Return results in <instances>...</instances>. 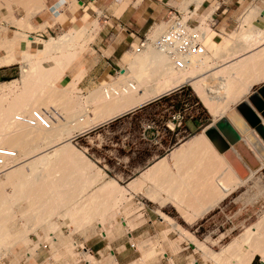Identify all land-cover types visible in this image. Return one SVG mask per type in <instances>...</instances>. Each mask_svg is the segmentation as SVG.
Returning <instances> with one entry per match:
<instances>
[{"label": "bare ground", "instance_id": "bare-ground-1", "mask_svg": "<svg viewBox=\"0 0 264 264\" xmlns=\"http://www.w3.org/2000/svg\"><path fill=\"white\" fill-rule=\"evenodd\" d=\"M203 2H204V0H192L190 3L187 2L186 6H185V9H188V11L184 12L185 15L183 16V19H184V17H186L185 18L186 21L184 22V20H183L181 22L180 26H185V27L187 26L188 19H190L189 16H191V18L194 17V16H196V17L199 16L196 12H200V7L202 6ZM28 4H32L33 5V7H32L33 11L36 10L35 11L36 14L38 13L37 12L38 10L40 12V10L47 8L45 3H43L41 0H8V1L3 0V2H2V0H0V11H1V9H5L6 12L8 13V15H9V17L12 18L11 14H13V10H14L13 7L23 6L25 8L26 6H28ZM81 4H83V5H80L81 9H84L83 10L84 11L83 19H84L85 23H87L89 21V19H90V16H91L89 11L92 8L90 9V7L86 6L84 4V2H81ZM193 4H195L196 9L194 8ZM126 6H127V4H126ZM191 6H193V7H191ZM210 7L211 8H209V12L204 17L200 18L201 26H200L199 29H200V31L202 33V39H201L202 41H203L204 38H207V36H209V34L211 32H213V33H211L212 40H213V37L216 35L214 30L211 28V25L209 24V22L210 21H215L213 16L217 12V10L219 9V4L217 2H212ZM119 9H121V11L124 10L125 9L124 5H122L121 8H119ZM36 14H34L33 16H35ZM29 15L31 17V14H29ZM249 17H251V18H262V17H260V14H258L257 12L251 13L249 15ZM249 20H250V18H249ZM256 21H257V19H256ZM27 23H29V22H27ZM27 23L24 24V26L26 25L24 27V30H25L26 27L29 26V25L27 26ZM172 23L169 22V25L172 24ZM91 24H93V22H90L88 27H90ZM44 25L45 24H43V26H42L43 28H45ZM93 25H96V23H94ZM244 25H247V24H244ZM88 27L87 26L83 27L82 31H80L78 34H74V33L66 34L65 36H63V38H59L55 42H50L49 43V41H48V43H46V41H45V42L38 43L39 44V46H38L39 47V53L40 54L42 53L44 56H49V55H51V53H54V51H56V50L59 52L60 49H61V52L63 51V53H60L61 55L64 54V53L65 54L67 53L64 57L63 56H59L58 58L60 60H55V59H58V58H55L54 60L52 59V62H53L54 66L50 70H44V69H42V67H41V65L39 63H36V62H41L42 60L35 62L34 58H36V55H31V54H28V53H24V54L20 55L21 56L20 57V59H21L20 62H23V61L25 62V63L22 64V72H21V75H22L21 82L23 81L22 83H24V85L22 84V86L24 88H23V90H21L22 91L21 93H18V95L16 94V96H17L16 98L14 96L13 101L11 100L12 102H8L10 100L5 101L6 103H8V104H6L7 108H6V105L4 104L5 102L1 103V101H4V100H2V98H0L1 99V101H0V103H1L0 104V132H1V134L4 133V134L0 135V159H1L0 160V164H3V169H2V165L0 167V216L2 215L0 220L2 218L4 219V220L0 221V251H3V253H1L3 255L2 257L6 256V255H10L8 251H10V249L11 250L13 249V248H10V247H13V246L16 247V245H17L16 243L14 244V243H11V242L13 240H16L17 236L20 238V234L22 235V232L20 233V231H19L20 234H18L17 236L13 237L15 239H13L12 236H11V238H12L11 239L10 235L8 234L9 232L11 233V231L8 232V229L10 228V226L8 228V225H9L8 223L12 222V218H15V217H13V216H15L14 214H13V216L11 215V211L12 210L9 207L10 205L8 206V204H10V203H14L15 205L16 204L18 205L19 202L21 203V201H23V200L24 201H26V200L28 201V199H30L28 201L27 205L29 204L28 206L31 209V211L35 212L37 214V216H38V214L39 215L43 214V215L40 216L39 219L38 218H34V220L37 221V223H39L42 220L41 223L38 224V226L42 224L41 227L43 226V224L45 222V221L43 222V219H46V218L49 219L50 218V217L48 218L46 213L47 214L51 213L52 214L51 216H53V212L55 213V210L58 207L65 208V211L61 210L60 208H58L57 210H59V209L61 210V212L64 214V216L62 215V217H64L63 219H65V222L68 225H70V227H72V229L75 228V227L77 228V226L78 227L82 226V227H86V228L88 227L89 228L93 223H95V221H99V219H100V221H101V219L103 220L106 217V215H107L106 213L108 212V210L109 211L112 210L113 204H115L114 201H113V203L110 201L111 198L109 199L108 196H110V197H112V199H114L113 195H117V196L119 195L122 198V194L124 193V195H125V192H123L122 191L123 189L120 188L119 186H117V184L114 183L113 181L104 182V180L106 178L105 177L106 174H104L103 171H98L96 173L93 172L91 174L92 177H90V178H92L93 181L92 182H86V183L87 184L90 183V184H88L89 186L90 185L91 186L92 185H99L97 183L99 181L103 180V179H104L103 180L104 183H102L103 184L102 186L100 185L101 187H99L98 191H97V189L95 190V192H96L95 194H93V195L89 194L90 196L87 197L85 199V201H82V203H85V204H82L80 206L79 203H77L76 198H74V197L77 196L78 192H76V194H74L75 192L72 191V190L76 189L77 191H80L81 193H82V191L80 189L78 190L77 188H73V189L71 188L72 185H73L72 180L76 181L78 179H80V180L87 179V177H89V176H87V177L84 176L82 174L84 172V170L82 172V169H83V167H86L85 169L87 170L91 166H90L89 162L86 159H84V158L81 159L80 156L78 155V153L73 151L72 145H71V141H72L71 139L73 137H76V135L82 134V132L86 131V129L91 127V126L99 125L100 123H103V121H106V120L110 119L113 116L116 117V115L121 114V113H123L125 111L133 110V108H135V107H137L139 105H142V104H144V103H146V102H148V101H150V100H152V99H154L156 97H159L160 95H162L164 93H167V92L175 89L176 87L184 84L188 80L192 79L194 76L195 77L198 76V74H199L198 73V71H199L198 65L200 63H202L203 61H205V59L202 57L203 55H200L202 58H200L201 62L198 63L197 54H196V53L203 52L204 49H205V43L202 42V41H201L200 51H197L195 53L196 55L194 54L196 58L193 56V54L191 56L189 55L187 57H182L181 54L176 52L175 48L165 49V47H163V49H161L160 47L156 46L157 45L156 41L159 38H156L154 43H147V44L142 45L139 49L135 46L137 48V51L135 53H133V54L127 53V54H124L125 56H123V62H125V66L123 68H121L122 70L120 71V77L117 78L118 81L113 82L112 85L106 86L103 89H100V90L98 89V90H95V91L90 93L91 94L90 95V100H88V101L86 100L88 103H90V105L91 104L94 105L93 103H91V102H93L92 100H95L96 102L98 100V102L96 104L97 107L95 109H91V110H93L92 111L93 114H92L91 111H88V110L85 111V109H84V111H82L83 110L82 108L79 109L78 106L80 104H82V103L79 100L81 97H79L78 92L74 93V91H73V93L75 95L74 94L73 95H68L70 93L69 89L71 90L72 87L74 89H76L73 86L74 83L71 85L72 87L70 86L71 88L68 87L71 84V82H73V81H70L69 83H67L68 86L63 87L65 90H63L62 88L59 89V87L55 86L56 83L58 82V80L61 78V75L64 74V73H62L64 70H65L64 71L65 73H66V71H68V73L70 74V76L73 79H77L79 77L78 76L79 73L78 74L73 73L72 68H73L74 63H75L76 59L78 58V56H80V54L83 53V51L85 49L83 51H81L80 54H76L75 56L73 55V51H75V48H77L76 45L79 47V45H78L79 38L78 37H81L80 36L81 34H87L86 31H87ZM164 27H166V26H164ZM164 27L159 30L160 31L159 34L163 35V33H165L167 31L166 30L165 32H163L165 30ZM176 28H178V27H175V29ZM26 29H28V28H26ZM242 29H244V27ZM247 29L248 28H246V30ZM36 30H38V29H36ZM39 30L42 31L41 29H39ZM40 31H38V32H40ZM249 31L251 32V30H249ZM258 32H261V31H258ZM96 33H98V31ZM234 34H237V33H234ZM238 35L241 36L240 32L238 33ZM248 35H246V36H248ZM260 35H261V33H260ZM35 37L25 34L24 35V39H23L22 42H24V45H25V42H28L30 44L38 42V39H36ZM152 37H153V35H152ZM224 37H225V35H224ZM27 39H30V40H27ZM85 39H84V41H85ZM261 39L264 40V32L261 35ZM50 40H52V39H50ZM150 40L152 42L154 40V38L150 39ZM244 40H245V37H244ZM258 40L262 42V40H260V38ZM52 41H54V40H52ZM90 41L88 39V42H90ZM235 41H237V39ZM259 41H257V42H259ZM18 43H19L18 41L16 42L14 40H5V41H3L0 44V50H7L8 49L7 51L11 50V52H14V49L16 50V48H18L20 46ZM232 44H233V42H231L230 47H231ZM239 44H241V43H239ZM253 44H255V41H254ZM262 44H261V46H262ZM225 45L226 44H224V46ZM258 45H260V42L257 44V46ZM82 46L85 47L84 44ZM217 46H219V45H217ZM224 46L222 45L221 46L222 48H220V49L222 50ZM225 47H227V46H225ZM247 47H249V46H247ZM227 49L228 48H226V50ZM263 49H264V47H263ZM214 51L215 50H213V54L216 52V51L215 52ZM262 51L263 50H261V52L259 51V55H261L260 53H263V55H264V52H262ZM107 52H105V53H107ZM169 52H171L173 54L171 55ZM108 53H110V52H108ZM217 53H215V54H217ZM219 54H221V52ZM252 54H254V53H252ZM254 55H252V56L255 57V58H251V56L249 55L250 58L253 61V63L252 62H250V63L251 64H254V63L257 64L254 61V59L256 60V58H258L259 60L257 59L256 61H258V63H260L262 65V67H263L264 66L263 65L264 62L262 61V63H263L262 64L259 61L260 60H264V59H262V58L260 59L261 56H257L258 54L257 55L254 54ZM60 57H63V58H60ZM39 58H41V55H40ZM263 58H264V56H263ZM206 59L208 60L207 57H206ZM239 60L242 61V59H239ZM243 60L246 62V59H243ZM14 61H19V59L15 55H12L11 58H9L8 56H5V57L2 56L1 61H0V67L1 66H10V65L13 64ZM209 61H210V59H209ZM249 61L250 60H248L247 62H249ZM206 62H208V61H206ZM247 62H246V64H247L246 66H248ZM237 63H238L237 65H239V63H241V62L237 61ZM242 63H244V62H242ZM208 65H209V63H208ZM249 67H251V66H249ZM253 67H255V66L253 65ZM236 68H234V69L236 70ZM238 70L240 71V69H238ZM260 72H261V74L263 73L262 71H260ZM237 74H238V72H237ZM240 74H242V73L240 72ZM243 75H244V72H243ZM82 76H83V74H81V77H79V78H82ZM262 76H264V75H262ZM262 76H261V78L258 77L257 79L258 80L262 79L263 78ZM230 78H232V77H230ZM239 78H238V80H239ZM73 79H71V80H73ZM250 79H252V78H250ZM223 80L225 81V82H223L224 84L228 83V82H226L227 79L226 80L223 79ZM254 80H252V81H254ZM201 81L204 82L203 79ZM201 81H200V85H201ZM222 81L220 83H222ZM241 81H243V80H241ZM12 82L9 83V87H12V85H14L16 81L14 82V84ZM196 82L197 81L194 82L195 86H196L197 83L199 84V82H197V83ZM211 82L214 83L215 81L213 82V79H212ZM233 82H235V81H233ZM254 83H256V82H254ZM224 84H222L223 87L224 86L226 87V84L225 85ZM215 85H216L215 88L217 89V83ZM15 86H16V84H15ZM220 86H221V84H219V87ZM4 87L5 88L7 87L6 84L4 85ZM13 88H14V86H13ZM52 89H54V90H52ZM194 89L199 90V92L201 90H205V89H202V88L198 89V88H195V87H194ZM222 89H225V88H222ZM216 91H218V90H216ZM216 91H214V93ZM7 92H10V91H7ZM12 92H13V90H12ZM75 92H76V90H75ZM11 93L9 94L10 96H11ZM218 94H219V92H218ZM220 94H222V93H220ZM4 96H5V94H4ZM7 96H8V94H7ZM0 97H2V96H0ZM62 97H63V99H62ZM236 97H237V95H236ZM7 98H9V97H7ZM7 98H5V99H7ZM65 98H67V101H66ZM218 98H221V97H219V95H218L217 99ZM224 101H226V100H224ZM218 103H219V101H218ZM51 105H53V107H51ZM42 106H44L45 109L41 108ZM86 106H88V104ZM216 112H217V110H216ZM214 113H215V111H214ZM38 117L42 118L44 123L40 122L38 120ZM193 140H192L191 143L188 142L189 144L183 145L178 150H176L172 154V156H171L172 158L171 159H175L178 156L182 157V156L187 155L189 153H190V155H192L191 152L193 151V149L196 146L197 147L200 146V149L204 147V146H202V144H205V139H204L203 135H200L196 140L195 139H193ZM45 143H46L45 147L43 146L45 149H42L41 146H42V144H45ZM263 143H264V141H263ZM204 148H206V147H204ZM41 149H42V151H41ZM196 149L199 150V148H196ZM209 152H210V150H209ZM11 153L15 154V157L13 156L14 158L10 156ZM195 153H197V152H195ZM211 153H210V155H211ZM74 156L76 158L79 157L78 162H77V159L75 160ZM22 157L25 158V160L23 159L24 161L23 160L21 161ZM210 161H208V162H210ZM8 163L12 164V165L10 166V168L6 169V167L9 165ZM76 164H77V166H76ZM51 165L55 166V167H59V168H52V167L50 168ZM78 165L79 166L82 165V167H81L82 169L81 170L78 168ZM205 167H207V166H205ZM208 167H211V166H208ZM224 167H225V169H224L225 173L230 176V179H228L229 177L227 178L226 175H225V178H223L224 176L223 177H222V175L220 176L219 175L220 173H219V174H217V176H214L215 180L213 182L214 178H212L211 177L212 175L209 173L208 176L211 175L210 176L212 178L211 182H213V185L212 184L211 185L213 187H215L214 184H216L218 189H217L215 194L213 193L214 195H212L209 200L207 199L208 201H206V200L202 201V203L206 202L205 206L202 205V206H204L203 209L202 208L200 209L197 206L196 207L194 206V208H196V210L199 209L197 211L199 214H202L203 211H207V210L211 209L212 207H214L219 201H221L222 199L226 198L229 194L234 192L238 188V186H240V184H243V183L246 182V181H240V180L236 179L234 173L227 167L226 164L224 165ZM24 168H29L30 169V173L26 174L25 171H24ZM155 168H157V167H155ZM208 169H210V168H208ZM79 170H80V175H79ZM184 172L185 171H183L182 173H184ZM54 173L58 174V178H56L55 180L51 179L52 175L53 176L55 175ZM148 173H151V175H152V173H154V171L153 172L149 171ZM148 173H146L147 176H148ZM182 173L181 174L179 173L181 176H179V174L177 173L178 175H175V177H177L178 180L184 182V184L186 185L187 184L186 178H188V183H189L191 177H189L190 175L188 176L187 174H182ZM82 175H83V177H85V179L82 177ZM151 175H149L148 179L151 177ZM201 175L202 176L200 178V177H198V174H197V178L198 179L200 178V181H199L200 184H201V182H206L207 179L209 178V177H207V174H205V173H202ZM159 177H158V179H159ZM202 177H203V179H202ZM146 179H147V177H146ZM68 180L72 184H69ZM87 180H85V181H87ZM78 182H79V180L76 182V184ZM80 182H79L80 185H81V183H82V185L86 184V183H83V181L81 183ZM194 183H196V182L194 181ZM74 184H75V182H74ZM140 184L139 185L142 187V181H141ZM162 184H164V183H162ZM202 184H204V183H202ZM202 184H201V186L199 184L198 185L196 184L197 186H194L196 190H194V188L190 187L191 185L189 186V184H188L187 187H184V191L183 192L180 191V188L182 189V186H184V185L183 184L181 186L178 185L179 188H177V191H179L180 194H183V195H181V197L183 196V199H186L189 196V198H191V197L193 199L197 198L198 201L200 199L204 200V198H202V194L200 196L201 198H198L199 194L201 193V189H203V188H200V187H203ZM67 185H68V187H67ZM69 185H71V186H69ZM86 185H84L85 188H86ZM130 185L131 184H129V186ZM132 185H134V184L132 183ZM205 185H206V183H205ZM89 186H87V187H89ZM6 187L11 188V190H12V193H10V196H8V194L6 195V193L4 191V189ZM132 187L133 186H131L130 189H132V191H134ZM135 187H139V186H135ZM204 187H208V186H204ZM175 189H173V191ZM135 190H136V188H135ZM156 190H158V189H156ZM187 190H189V193H187L188 192ZM213 190H212V192H213ZM164 192H165V190H164ZM203 192H204V190H203ZM126 193H127V191H126ZM208 193L211 194L210 191ZM180 194L176 195L177 199L175 197L174 198L176 200H178V199L181 200V197L179 196ZM17 196H19L20 199L17 198ZM205 196H207V195H205ZM178 197H180V198H178ZM209 197H210V195H209ZM189 198H188V200H189ZM197 199H195V200H197ZM116 200H118V199H116ZM164 201H162V202H164ZM198 201H197V203H198ZM26 202H24V203H26ZM194 202H196V201H194ZM116 203L118 204L117 201H116ZM182 203H180V206H181ZM192 203H193V201H192ZM202 203H200V204H202ZM121 204H122V202H121ZM183 204H185V203H183ZM139 205L141 206V207H138L139 210L143 209V205L142 204H139ZM195 205H197V204H195ZM184 206H181V207H184ZM19 207H20V209L22 208L21 205ZM181 207H179V208H181ZM187 207H188V205H187ZM194 208H192V209L188 208V209L189 210H193ZM68 209H70V210H68ZM24 210L26 212L27 209L24 208ZM28 211L30 212V210H27V214H26L27 216H28ZM136 212H138V210ZM193 212H196L195 209H194ZM4 213H6L7 216H4L5 215ZM31 213H29V214L32 215ZM24 215L22 214V217ZM57 215H60V213L57 214ZM35 216L36 215L34 214L33 217H35ZM45 216H46V218H45ZM54 216H55V214H54ZM142 216L143 215H140V218ZM160 216L161 217H159V220L161 221V223H164V225H167V227L169 228V231H175V232L180 234L181 240H179V243L182 240L190 241L191 244L193 243L197 247V249H201L202 250V252L204 253V256H206L208 259L209 258L212 259L213 261H215L218 264L222 263V261L224 263L226 261L227 264H250L256 254L260 255V258L263 259L262 262L264 264V216L261 218V221H259V223H256L255 226L250 228L248 231H246L245 234H243L242 236H240L237 239H235L234 242L232 244H230L219 255L218 254L217 255L213 254L208 249V247H206L203 243H200L199 241H197V239L192 234H190L188 231H186L183 227H181L178 224H176V222L173 219H171L168 216H165L163 214L161 215V213H160ZM33 217L31 216V220L33 219ZM41 217H43V219ZM28 218L30 219V217H28ZM28 218H27V220H28ZM31 220H29V221H31ZM142 222H143V220H142ZM50 223H52V222L50 221L49 225H50ZM102 223H103V221H102ZM122 223H125L126 226L124 227V225H122V227L124 229H126V230L127 229L129 230L130 228L133 227V224H131V222H128L127 219L125 220V222H122ZM45 224L47 225L46 226L47 228L50 227L46 222H45ZM44 226H43V228H44ZM6 229H7V231H6ZM23 229H26V228H23ZM27 229H29V228H27ZM24 231H26V230H24ZM166 232H168V230ZM26 233H27V231H26ZM26 233H24L23 235H25ZM59 233H60V231H59ZM27 234H26V236H24V238L27 237ZM167 234H169V233H167ZM167 234H164L163 236L165 237V235L167 236ZM59 235L61 236V234H59ZM8 237L11 240L7 239ZM45 237H46V235H45ZM55 237H53L52 241H54ZM57 238L55 239L56 241H57ZM63 238H60L61 245L65 244V240ZM9 240H10V242H9ZM17 240H18V242H17ZM17 240H16L17 243H21L20 246L23 247L24 244L26 245V243L22 244V242L25 239H23L22 241L19 240V239H17ZM167 240H169V239H167ZM19 241H21V242H19ZM56 241L53 242V244L55 243L54 245L57 248L61 247V245L57 244ZM6 242H8V244L11 245V246L8 247V248L5 246L6 247V249H5V247H3V246L6 244ZM27 242H29V241H27ZM3 243H4V245H2ZM177 243L178 242L170 243V246L169 245H167V246H169L172 249V251H174V252L177 251L178 252L179 251V246H178L179 243L178 244ZM8 244H6V245L8 246ZM12 244H14V245H12ZM29 244H32V243L30 242ZM70 244H72V245H70ZM70 244L67 245L68 248H70V246L73 247V243H70ZM36 245L39 246L38 244H36ZM58 245H59V247H58ZM57 248H56V251H60L59 250L60 248L59 249H57ZM64 248L65 247L63 246V249ZM141 249H144V248H141ZM247 249L249 250L248 252L246 251ZM13 250H15V248ZM243 251H245V252H243ZM57 254H58V252H57ZM59 254H61V253H59ZM87 254L88 253H86V255ZM164 254H166V253H164ZM30 255H32V254H30ZM110 255L112 256L111 253H110ZM33 257L34 256H32V258ZM145 257H148V255H145ZM28 258L30 259V257H28ZM87 259H88V262L90 264H95L94 263L95 261L92 258V256H90V255L87 256ZM143 259H145V258H143ZM143 259H142V261H144ZM146 259H148V258H146ZM146 259H145V261H146ZM17 263H18V261H17ZM12 264H16V263H14V260H13ZM192 264H193V262H192Z\"/></svg>", "mask_w": 264, "mask_h": 264}, {"label": "crops", "instance_id": "crops-1", "mask_svg": "<svg viewBox=\"0 0 264 264\" xmlns=\"http://www.w3.org/2000/svg\"><path fill=\"white\" fill-rule=\"evenodd\" d=\"M183 1L184 0H101V4H102L101 7L104 9V11L106 13H108V15H110L115 20V22H117L116 28L118 30V33L114 37V43L115 44H113L114 46H112L113 51H112L111 55L109 56V58L111 56L113 57L116 54L122 52L121 46H122L123 42L124 43L131 42L132 40H134L136 38L146 36L147 33L149 32L150 28H152V26H154V25L164 24V23H165V25H168L169 22H171L169 20V12H171V10H176V11L180 12L179 8H175L174 5L179 6ZM124 2H127V6L125 7L124 10H122L120 12L119 11L120 5L123 4ZM242 2H244V0H226L225 1V6L227 5L228 7L227 6L224 7L226 9H224L225 12L222 14L223 17L221 18V20H219V19L216 20V25L213 28L214 32L216 33L215 37H213V40H212L211 33H213V32H211L209 34V36H207L208 39L207 38L203 39L202 42L205 43V49L203 52L205 54L203 52L196 53L198 63L201 62L200 58L203 57L205 59V61L202 62L203 64L200 63L202 66L200 64L198 65V67H199V71H198L199 74L197 73L198 76H196V77L194 76L192 79L188 80L184 84L176 87L175 89H177V88L178 89L173 93L167 94V93H169L175 89L160 95L159 97L167 94L161 98L156 97V98L144 103V105L142 104V105H139V106L133 108V110L125 111L121 114H118L119 116L116 115V117L113 116L110 119L103 121V123H100L99 125L91 126V127L87 128L86 131L82 132V134H80V135L86 136L88 143H91L92 141H94V143H96V144H93V145H95L99 148H102V151H100V153H99V158L96 157L94 159L97 163L101 162V163H105L106 165L103 166L104 167L103 169L97 167L95 169L94 173H96L98 171H103V173L106 174L105 180L103 179L104 182L113 181L114 183L117 184V186H119L120 188L123 189L122 190L123 192H125V195H124V193L122 194V198L119 195L118 196L113 195L114 199H112V197L108 196L109 199L111 198L110 201L112 203H113V201L115 202V204H116V205L114 204L115 207L117 206L116 201L118 202L119 207H121L122 206L121 202L128 204V202L131 201L133 198L134 199L140 198V199L144 200L146 203L149 202L153 206H155V208H156L155 212H152V214L149 215L150 216L149 221L144 226V230H143L142 234H144L145 236H153V235L156 236V235H161L162 233H163V235L169 233V232H166L164 230H161L162 226L158 223L156 224L155 221H153V219H152V216H156V215H158V219H159V217H161L160 213H161V215L163 214V215L168 216L169 218L173 219L176 222V224H178L179 226L184 228V226L178 220L169 216L168 214H166L163 211L168 206L175 208L177 210V213L179 214V217L183 220V222L185 224H188V225H192V224L196 223L198 220L202 219L204 216L210 214L217 207H219V205L222 202H224L230 195H232L233 192L231 194H229L226 198L219 201L211 209H209L207 211H203L202 214H199L197 212L199 209L196 210V208H194V206L195 207L197 206L198 208L203 209L206 202H203L204 203L203 204L202 201H205V200L208 201L211 198V196L216 193V191L218 189L217 185L214 184L216 188L212 186L213 182L215 180L214 176H217V174L220 173L219 175L220 176L222 175V177L224 176L223 178H225V175H226L225 170H224L225 164L234 173L235 178L240 180V181L250 180L254 175L258 174L264 166V143L261 140L260 136L253 129H251L248 126L246 121L243 119V117L237 111V107L239 105H241L243 103H248L251 110L260 118L261 123L264 125V119L260 116V114L254 109V107L248 101L249 98L257 90H259V88L264 86V81H263L264 76H262V75H264V66L262 67V65L260 63H258V61H256L258 58H256V60L254 59V61L257 64H255V63L251 64L250 63V62L253 63L251 58L256 57L254 54H256V55L258 54L257 56H261L260 59L261 58L264 59L263 53H260L261 55H259V51L261 52V50H263L262 52H264V49H263V47H264L263 41L264 40H262L263 38L261 39V35L264 32V29L261 30V28H264V18H263L264 17V6L254 4L251 8H249V10L246 9L248 12V13L246 12L247 17L245 16L244 17L245 19L242 18L243 20L241 19L239 21V17L241 16L239 8L242 7V4H243ZM205 3H206V0L203 2L200 9L203 7V5ZM234 4H237L239 6L233 7ZM62 8L63 7L59 8V10ZM78 12H79V10H77L75 13H73V16H76V14ZM250 12L251 13L257 12L258 14H260V17H262V18H251V17H249V15L251 14ZM64 14H66V16H67L65 21L62 24L56 23L55 26H63L67 23L73 24L72 19H71L72 14L70 12H68L67 10L65 11ZM238 15H240V16L238 17ZM249 18H250V20H249ZM256 19H257V21H256ZM244 24H247V25H244ZM255 24L260 26L261 28L257 27ZM237 25H238L237 29L234 30L233 32H231L232 29H234V27H236ZM243 27H244V29H242ZM245 27L248 29L246 30ZM249 30H251V32ZM258 31H261V32H258ZM228 32H231V33H228ZM239 32H240L242 37L240 35H238ZM234 33H237V34H234ZM260 33H261V35H260ZM245 34L246 35L249 34V35L246 36ZM224 35H225V37H224ZM244 37H245V40H244ZM258 37L260 38V40H262V42L258 40L259 39ZM217 39H220L221 41L216 42ZM236 39H237V41H235ZM116 40H119L120 42H117ZM253 40L255 41V44H253L254 43ZM257 41L260 42V45H258V46H257V44L259 42H257ZM231 42H233V44L230 47ZM239 43H241V44H239ZM224 44H226L225 46H227V47H225ZM261 44H262V46H261ZM206 45H207V47H209L210 51L207 50L208 48L206 47ZM217 45H219V46H217ZM222 45L225 48L223 47V49L221 50L220 48H222L221 47ZM247 46H249V47H247ZM226 48H228V49L226 50ZM213 50L216 51V52L214 51L215 53H217L218 51L219 52L217 54H215V53L213 54ZM220 52H221V54H219ZM252 53H254V54H252ZM194 54H193V56L195 57L196 54L195 55ZM200 55H203V56L201 57ZM249 55L251 56V58ZM252 55H254L255 57H253ZM206 57L208 58V60L206 59ZM209 59H210V61H209ZM239 59H242V61ZM243 59H246V62L248 60H250L249 62H247L248 66H246L247 64ZM206 61H208V62H206ZM237 61L241 62V63L244 62V63H242V64L239 63V65H237L238 64ZM262 61L264 62V60H260L259 62L262 63ZM208 63H209V65H208ZM253 65L255 67H253ZM17 66H18V63L12 64L10 66L0 67V81L11 80L16 74V70L18 68ZM249 66H251V67H249ZM234 68H236V70ZM238 69H240V71ZM109 71H110V69H108L107 67L105 68L104 71H99V70L95 71V69H94L93 74H95V75L100 74L102 76H106L109 73ZM260 71H262L263 73L261 74ZM237 72H238V74H237ZM240 72L242 74H240ZM243 72H244V75H243ZM119 74H120V72H119ZM260 75L263 78L258 80L257 79L258 77L261 78ZM230 77H232V78H230ZM238 78H239V80H238ZM250 78H252V79H250ZM202 79L204 80V82L201 81ZM212 79H213V82L215 81L214 83L211 82ZM221 79L222 80L227 79L226 82L229 83V84L227 83L228 85L225 83L227 88L225 86L223 87L222 84H224L223 82H225V81L224 80L222 81ZM241 80H243V81H241ZM252 80H254V81H252ZM195 81L199 82V84L196 82L197 83L196 86L194 83ZM200 81H201V85H200ZM221 81H222V83H220ZM233 81H235V82H233ZM207 82L208 83L210 82V83L208 84ZM254 82H256V83H254ZM216 83H217V89L215 88ZM219 84H221L222 87L221 86L219 87ZM189 87L191 88V90L189 89ZM194 87L198 88V89L202 88L205 90H201L199 92V90L194 89ZM230 87L231 88L233 87L234 89L233 88L231 89ZM220 88L221 89L225 88V89L221 90ZM215 89L218 91H216ZM213 90L216 92L214 93ZM218 92H219V94H218ZM220 93H222V94H220ZM218 95L221 98L217 99ZM236 95H237V97H236ZM157 98H159V99H157ZM224 100H226V101H224ZM218 101H219V103H218ZM175 110H181L185 116L184 120L181 122L180 126H178V124H176V122H173L171 120L172 114H174ZM216 110H217V112H216ZM201 111L207 112L208 122L206 124H201L202 119L199 116ZM214 111H215V113H214ZM147 116H148V119H144L143 122L139 123L138 129L134 128L133 125L135 124V122L138 119H140L142 117L146 118ZM221 120L227 121L230 124V126L236 131V133L238 135H240V137L242 138L241 142H239L234 148L226 151L223 155H221L217 152L215 147L212 145V143L209 141V139L206 136V132L209 129L214 128L215 124L217 122H220ZM150 123H157L160 126L168 127V134H169L168 137L170 139L176 138L179 140L180 144L176 148H174L168 155L165 156V155L161 154L160 153L161 148H155L156 150H154V148H152L153 146L151 144L150 139L153 136V131L151 129H149L147 131H143V128L146 125H149ZM94 132H97V133H95L94 136H92V134ZM200 135L204 136L205 144H202V146H204L206 148L203 147L200 149V146H198V147L196 146L193 149V151L191 152L192 155H190V153H189V154L184 155L182 157L178 156L175 159H171L172 154L176 150H178L183 145L191 143L193 139L196 140ZM130 140H132V142ZM137 140H141V141L146 140L147 141L146 144L149 146L150 150H149V153H147V155L145 157L146 161L144 163L139 164L135 167H131V163H132L133 159L134 158L137 159V157H138L137 153H136ZM148 142H150V143H148ZM130 146L135 147V153L129 154L128 153L129 151L125 152V153H121L119 150L120 148H122V149L130 148ZM196 148H199V150H197ZM209 150H210V152H209ZM89 151H90V149H89ZM195 152H197L198 154ZM249 152L251 154H253L255 159L260 163V167L255 166V160L250 155ZM85 153L88 154V148H86ZM210 153H211V155H210ZM112 158L115 159L116 166H119L122 164H124V165L130 164V169L132 170V176L129 177V176H127L128 174L123 172V170L118 169L116 167H112L109 163L110 162L109 160H111ZM87 159H89V158L87 157ZM208 161H210V162H208ZM106 166L109 167L110 171L112 169H114L116 171L113 178L109 177L107 172L104 171V169L107 170ZM205 166H207V167H205ZM208 166H211V167H208ZM155 167H157V168H155ZM208 168H210V169H208ZM149 171H151V172L154 171V173H152V175H151V173H148ZM183 171H185V172L182 173ZM201 172L207 174V177H209L206 182H201V184L204 183V184H202L203 187H200L203 189H201V193L199 194V197L197 196L198 198H201L200 196L202 194V198H204V200L200 199L198 201L197 198H195V199H197V200H195L192 197L189 198V196L186 198L187 200L183 199V196L181 197V195H183V194H180V192L177 191V188H179V186H181L183 184L184 186H182V189L180 188V191L183 192L184 187H187V185L189 184V186L191 185L190 187H192V188H194V190H196L194 186H197L198 184L201 186V184L199 183L200 178L202 176ZM249 172H250V174H249ZM146 173H148V176L146 175ZM177 173L178 174L179 173L180 174L181 173L187 174L188 176L190 175L189 176V177H191V179L189 178L190 182L188 183V178H186L187 184L185 185L184 182L178 180L177 177H175V175H178ZM209 173L212 175V176L211 175L210 176L212 178H214L213 182H211L212 178L210 176H208ZM180 174H179V176H181ZM197 174H198V177H200L199 179L197 178ZM247 174L249 176L246 179H241V177L243 175H247ZM149 175H151V177H150L151 179L150 178L148 179ZM157 176L158 177L160 176L159 179ZM90 177H92V175ZM146 177H147V179H146ZM202 179H203V177H202ZM88 180H90V179H88ZM103 180H101L102 183H104ZM126 180H128V181H126ZM101 181H99L98 183H101ZM141 181H142V187L140 186ZM194 181L196 183H194ZM102 183L100 184L101 186L103 185ZM132 183L135 186H139V187H135L134 185H132ZM162 183H164V184H162ZM205 183H206V185H205ZM129 184H131V185L129 186ZM95 186H96V188L101 187L99 185H95ZM131 186H133L132 188L134 191H132V189H130ZM204 186H208V187H204ZM135 188H136V190H135ZM210 188L212 190L214 189L213 192ZM156 189H158V190H156ZM163 189L165 190V192ZM173 189H175L174 190L175 192L173 191ZM203 190H204V192H203ZM126 191H127V193H126ZM187 191L186 192L189 193V190H187ZM209 191L211 192V194L208 193ZM178 194H180L179 196L181 197L182 201L180 199L176 200L177 199L176 195H178ZM205 195H207V196H205ZM209 195H210V197H209ZM88 196L89 195L87 194V197ZM180 197H178V198H180ZM115 198L118 200H116ZM188 198H189V200H188ZM191 200L193 201V203ZM162 201H164V202H162ZM194 201H196V202H194ZM197 201H198V203H197ZM182 202L185 203L186 205L183 204ZM180 203H182L181 206H184V205L185 206L181 207ZM194 203L197 205H195ZM200 203H202V204H200ZM187 205H188V207H187ZM202 205H204V206H202ZM179 207H181V208H179ZM188 208L189 209L194 208L195 211L199 215L196 212H193L194 209L189 210ZM136 214H138V212H136ZM138 218H139V215H136V217H134L133 219H131V217L129 215H126L125 218L121 219L120 223L125 222V220L127 219L128 222H131V224H133V226H135L133 228H130L129 230H126V231L124 230L126 232V234H128L127 237H122V238L117 239V240L114 239L112 241H109L105 237H103V235L106 236V233H107L104 230V226L102 225V228H101L97 224V229H95V230L92 229L93 232L90 230V232H88V234H87V235L90 234L91 236L93 235L92 237L89 236L90 237L89 238L87 236L88 237L87 238L84 236L85 238H80V240H84L83 245L87 249L90 250V252L95 256V258L98 261L103 260V264H109L108 260L103 259V256L108 255V253H111L113 255V257L115 258L116 264H133L134 262H136V260L138 258V253H139L138 252L139 250H137L133 247V242L136 241L139 237H138V235L136 236V235H134V233H130V232L134 231L135 228H137L138 226L143 224V222L140 221V219H143V216L139 219ZM122 225H124V227L126 226L125 223H122ZM97 230H99V231H97ZM140 237H141V235H140ZM165 237L164 236L162 237V241L164 240V238L167 241L168 237L166 235H165ZM166 241H165V244L169 245L168 243L170 241L168 240V243ZM138 242H137L138 249H139L140 245H144V250H147V251L150 250L151 251V249H153V251H154V248H151V246L148 244V242H150L149 240H146L145 242H141L139 244H138ZM169 246H165L164 248L160 246L157 249L163 248L162 250L165 249V251H171L172 249ZM178 246H179L178 252H183L186 249L184 247L183 243H179ZM148 247H150V248H148ZM40 253H42V252H40ZM140 259H141V257H140ZM30 261H32L33 264H51L49 262V258L42 259L40 256L38 258L36 257L33 260L30 259L29 262ZM105 261H106V263H104Z\"/></svg>", "mask_w": 264, "mask_h": 264}, {"label": "rangeland", "instance_id": "rangeland-1", "mask_svg": "<svg viewBox=\"0 0 264 264\" xmlns=\"http://www.w3.org/2000/svg\"><path fill=\"white\" fill-rule=\"evenodd\" d=\"M6 1H8V0H6ZM41 1L43 3H45L47 8L40 10V12L38 10L37 14L35 12L36 10L33 11V8H32L33 5L32 4H28V6H26L25 8L23 6L13 7V9H14L13 14H11L12 18L9 17V15L5 9H1V11H0V44L5 40H14L16 42L18 41L19 42L18 44L20 45L18 48H16V50L14 49V52H11V50L7 51L8 49L7 50H0V61H1L2 56H4V57L8 56L9 58H11L12 55H15L19 59V61L13 62V64L18 63V66H17L18 68L16 70L15 76L11 80L0 81V96H2L0 98H2V100H4V101H1V99H0L1 103L8 101V100H10L8 102H12L14 96L16 98L17 97L16 94L18 95V93H21L22 92L21 90H23V88H24L22 86V84L24 85V83H22L23 81L21 82V80H22L21 72H22V64L25 62L23 60H22L23 62H20L21 61L20 55H22L24 53L36 55V58H34L35 62L42 60L41 62H36V63H39L41 65L42 69L50 70L54 66L52 59L54 60L55 58H58L59 56L64 57L67 53L66 54L64 53L61 55L60 53H63V51L61 52V49H60L59 52L56 50V51H54V53H51L52 56L51 55L44 56L42 53L41 54L39 53V47H38L39 44L38 43L45 42V41H46V43H48V41H49V43L55 42V41H57V39L63 38V36H65L66 34H71V33L78 34L80 31H82L83 27H85V26L88 27L89 23L93 22V24L96 23V25L91 24L90 27L87 28V31H86L87 34H81L80 35L81 37H78L79 38V41H78L79 47L76 45V47H77V48H75L76 52L73 51V55L75 56L76 54H80L81 51H83L84 49L86 50V51L84 50L83 53H81L80 56H78V58L76 59V61L74 63V66L72 68L73 73H75V74L79 73L80 74V75L78 74L79 77H81V74H83L82 78L78 77L77 79H73L70 76V74L68 73V71H66V73H65L64 72L65 70H64L62 72L64 74L61 75V78L58 80V82L55 85L56 87H59V89L62 88L63 90H65L63 87L68 86L67 83H69L70 81H73V82H71V84L68 87H70L74 83L73 86L76 89H74L71 86L72 89L71 90L69 89L70 93L68 95H73L74 93L78 92L79 97H81L79 100L82 103L80 105L78 104L79 109L82 108L83 109L82 111H84V109H85V111L88 110V111H91V113H92L93 110H91V109H95L97 107L96 104H97L98 100H97V102L95 100H92L93 102H91V103H93L95 106L92 104L90 105V103L87 102L88 100H90V95H91L90 93L95 91V90H98V89L99 90L103 89L106 86L112 85L113 82L118 81L117 78L120 77L119 72L122 70L121 68H123L125 66V62H123V56H125L124 54H127V53L133 54L137 51V48L139 49L142 45L147 44V43H145V38H149V39L154 38V40L152 42H148V43H154L156 38H160L162 36V34H159V32H160L159 30L162 29L164 26H166V27H164L165 30L163 31V32H165L173 24L172 22H170V23H172L170 25L169 24L168 25L158 24V25L152 26V28H150V30L146 36L136 38V39L132 40L131 42H127V43L123 42L122 46H121L122 52L116 54L113 57L111 56L109 58V56L111 55V53L113 51L112 46H114L113 44H115L114 43V37L118 33V30L116 28L117 22H115V20L110 15H108V13H106L104 11V9L101 7V5H102L101 0H73V1L72 0H41ZM191 1L192 0H184L179 6L174 5V7L179 8V10L183 9L182 11H180V13L181 12L184 13V12L188 11V9H185L187 2L190 3ZM213 1H215V0H206V3L200 9V12H196L199 16L198 17L194 16V17H192V19H194L198 22H201L200 18L204 17L209 12V8H211L210 3H212ZM2 2H3V0H2ZM81 2H84V4L86 6L90 7V9L92 8L89 11L91 16H90V19L87 23H85V21L83 19V15H84L83 10L84 9H81V7H80V5H83V4H81ZM244 2H242L243 3L242 7L239 8L240 9V15H241V16L238 15V17L240 16L239 21L243 17L246 16L247 10L249 8H251L253 6V4H258L260 6H264V0H244ZM124 3L120 5V8L122 5H124V8L126 7L127 2H124ZM193 5H194V8L196 9L195 4H193ZM226 6L224 4L223 7L218 12H216L217 16L214 17L215 21L218 19L221 20V18L223 17V15L221 14V11H224V9H226L224 7H226ZM237 6H239V5H237V4L233 5V7H237ZM61 7H63V8L59 10V8H61ZM191 7H193V6H191ZM66 10L72 14L71 19H72L73 24L67 23L63 26H55L56 23L62 24L65 21L67 16L64 13ZM77 10H79V12L76 14V16H73V13H75ZM119 11L121 12V9H119ZM171 12H173V14H175L174 10H171ZM29 14H31V17ZM34 14H36V15L33 16ZM184 15L185 14H183V16ZM185 18L186 17H184V19H183L184 22L186 21ZM243 19H245V18H243ZM169 20L171 21L170 12H169ZM24 21L26 23L29 22V23H27V26L28 25L29 26L26 27L28 29L25 28V30H24V27L26 25L24 26V24H26V23ZM43 24H45L44 25L45 28L42 27ZM256 26L261 28L258 25H256ZM237 27H238V25L236 27H234V29H232L231 32L236 30ZM36 29H38V30H36ZM39 29H41L42 31H40ZM261 29H264V28H261ZM38 31H40V32H38ZM97 31H98V33H96ZM231 32H228V33H231ZM25 34H27L29 36H33V37L36 36L35 38L38 39V42H35L33 44L25 42V45H24V42H22V41L24 39ZM152 35H153V37H152ZM83 38L84 39L86 38L85 41ZM50 39H52L54 41H52ZM88 39H89V41L90 40L91 41L88 42ZM27 40H30V39H27ZM116 41L120 42L119 40H116ZM220 41H221L220 39L216 40V42H220ZM83 44L85 47L82 46ZM206 47H207V45H206ZM207 48L209 50V47H207ZM106 50L110 53H108ZM105 52H107V53H105ZM40 55H41V58H39ZM63 57H60V58H63ZM55 60H60V59L58 58ZM1 67H3V66H1ZM106 67L108 69H110L109 73L106 76H102L100 74H96V75L93 74L94 69H95V71L96 70L104 71ZM71 79H73V80H71ZM10 82H12L13 84L15 82L16 86L14 84V85H12V87H9ZM5 84L7 86L6 88L4 87ZM13 86H14V88H13ZM189 89L191 90L190 87H189ZM12 90L14 93L12 92ZM52 90H54V89H52ZM75 90H76V92H75ZM7 91H10V92H7ZM73 91H74V93H73ZM10 93H11V96L9 95ZM4 94H5V96H4ZM7 94H8V96H7ZM7 97H9V98H7ZM5 98H7V99H5ZM62 99H63V97H62ZM65 99L67 101V98H65ZM4 104L6 105L8 103L5 102ZM87 104H88V106H86ZM51 107H53V105H51ZM6 108H7V105H6ZM41 108L45 109L44 106H42ZM199 116L202 119L201 124H206L208 122V115H207L206 111H201ZM144 119H148V116L146 118L142 117V118L138 119L135 122V124L133 125L134 128L138 129L139 123L143 122ZM149 125H146L143 128V131H145V128ZM158 126H160V125H158ZM151 130L153 131V136L151 137L150 140H151V144L153 147L151 145L150 146L152 148H154V150H156L155 148H161L160 153L165 155V156L168 155L174 148H176L180 144L179 140L176 138L170 139L168 136H165V137H162V139H160L159 137L155 136V129L151 128ZM95 133H97V132H94L92 134V136H94ZM2 134H4V133H2ZM2 134L0 132V135H2ZM71 140H72L71 145H72L73 151L78 153V155L80 156L81 159L84 158L89 162V164L91 166L89 169L86 170L85 169L86 167H83V169H82L81 168L82 165L81 166L78 165V168L80 170L82 169V172L84 170L85 173L83 172L82 174L84 176H89V179H91V180H89V182H92L93 180H92V178H90V175L95 171V169L97 167L103 169L104 168L103 166L106 165L105 163H101V162L97 163L94 159L96 157L99 158V153H100V151H102V148H99V147L93 145V144H96V143H94V141H92L91 143H88L86 136H83L80 134L77 135L76 137H73ZM130 141L132 142V140H130ZM146 142H147L146 140H143V141L137 140L136 153H137L138 157H137V159H135V158L133 159V161L131 163V167H135V166L142 164L146 161L145 157H146L147 153H149V150H150V148L146 144ZM148 143H150V142H148ZM45 145H46V143L42 144V146H41L42 149H45L44 148ZM86 148H88V154L85 153ZM42 149H41V151H42ZM89 149H90V151H89ZM119 150L121 153H125L128 151H129L128 152L129 154L135 153V147H132V146H130V148H127V149L120 148ZM250 155L255 160V166L260 167V163L255 159L253 154L250 153ZM10 156L15 157V154L11 153ZM23 157L21 158V161L23 159L25 160V158H23ZM87 157L89 159H87ZM76 159L78 162L79 157H77V158L75 157V160ZM109 161H110L109 163L112 167H116L118 169L123 170V172L128 174L127 176H129V177L132 176V170L130 169V164L129 165L128 164H126V165L122 164V165L116 166L115 159L112 158ZM1 165H2V169H3V164H0V167H1ZM11 165L12 164H9L6 167V169L10 168ZM76 166H77V164H76ZM51 167L52 168H59V167H55L52 165L50 166V168ZM106 168H107V170L104 169V171L107 172L109 177L113 178L116 171L114 169H112L110 171L108 166H106ZM80 170H79V175H80ZM24 171L26 174L30 173L29 168H24ZM54 174L55 175L54 176L52 175L51 179L55 180L56 178H58V174L57 173H54ZM249 174H250V172H249ZM83 175H82V177H83ZM227 175L228 174H226V177L227 178L229 177L228 179H230V176L229 175L227 176ZM248 176H249L248 174L243 175L241 177V179H246ZM83 178L85 179V177H83ZM87 179H88V177H87ZM87 179H85V180H87ZM69 180H68V183L72 184L71 182H69ZM78 180H79V182L83 181V183L88 182L85 180H80V179H78ZM78 180H76V181L72 180L73 185L71 188L72 189L77 188L78 190L80 189L82 191V193H81L80 191H77L76 189L72 190L75 192L74 194H76V192H78L77 196L75 195L76 197H74V198H76L77 203H79V205L81 206L82 204H85V203H82V201H85V199L87 198V194L88 195L89 194H91V195L95 194L96 193L95 190L97 189V191H98L99 187L96 188L95 185L89 186L88 184H90V183H88V184L86 183L87 185L86 184L82 185V183L80 182L81 183V185H80L78 182L76 184V182ZM126 181H128V180H126ZM74 182H75V184H74ZM101 183H98L99 186ZM84 185H86V188ZM69 186H71V185H69ZM87 186H89V187H87ZM67 187H68V185H67ZM4 191H5L6 195L8 194V196H10V193H12V190L9 187H6L4 189ZM17 198H19V196H17ZM29 200L30 199H28V201ZM26 201L23 200V201H21V203L19 202V204L22 207L21 208L22 210L20 209L19 204L18 205L17 204L15 205L14 203L8 204V206L10 205L9 207L12 210L11 215L13 216V214H14L15 216H13V217H15V218H12V222L8 223L9 224L8 228L10 226L11 229L10 228H9L10 230L8 228L7 229H8V232L11 231V233L10 232L8 233L10 235V238H11V236H12V238L17 236L21 232L23 235L27 231V233H28V234L26 233L27 237L24 238V236H26V234L23 236L20 234V238L18 236H17L18 238L16 237V240L19 239L22 241L23 239H25L22 242V244L26 243L27 246L25 244L23 247L20 246L21 243H17L18 240H17V242H16V240H13L14 242L13 241L11 242L14 244L16 243L17 244L16 247L18 246L17 248L14 246L10 247L11 245H9L8 242H6V244H8V246L6 244L4 245V243H3L2 244V245H4L3 247L6 246L7 248L8 247L13 248V249L15 248V250L10 249V251H8L10 255H6L4 257H2L3 255L1 254V253H3V251H0V264H12L13 260H14V263H16V264H29V263L33 264V262L32 261L29 262V260L30 259L33 260L36 257L38 258L39 256L42 259L49 258V262L51 264H86V263L90 264L88 262V259H87V256H89V255L92 256V258L95 261L94 262L95 264H103V260L98 261L95 258V256L90 252V250L87 249L83 245L84 240H80V238H85L87 236L92 237L93 235L91 236L90 234L89 235H87V234H88V232H90V230L92 231V229H94V230L97 229L98 223H99L98 225L101 228H102V225L104 226V230L107 233H106V237L104 235H103V237L107 238V240H109V241H112L114 239L117 240V239H120L122 237H127L128 234H126V232H125L126 229H124L122 227V223H120L121 219L125 218L126 215H129V216L131 215L130 216L131 219L136 217V215H139V218H140V215H142V214H143V219H141L140 221L142 222V220H143V224H141L140 226L135 228L134 231L130 232V233H134V235H136V236L138 235V237H139L136 241L133 242V247L134 248L136 247L135 249L139 250L138 251L139 252L138 258H137L136 262H134L133 264H192V262H193V264H218L215 261H213L212 259H210V258L208 259L206 256H204V253L202 252L201 249H197V247L193 243L191 244V242L187 241V240L180 241V243L182 242L184 244V247L186 248L183 252H177V251L174 252L172 250L171 251H165V249L164 250L157 249L160 246L163 248L165 246H167L164 243L165 239L163 240L164 242L162 241L163 233L161 235H156V236H154V235L153 236H145L144 234H142V232L144 230V226L149 221V218H150L149 215H151L152 212H155L156 208L151 203H149V202L146 203L144 200H142L140 198H135V199L133 198L131 201L128 202V204L122 203L121 207H119V204H117V206L115 207V205L113 204L114 207L112 208V210H110V211L108 210V212L106 213L107 215L103 220L101 219V221H100V219H99L100 222L95 221V223H93L89 228L77 226V228L75 227L76 229L75 228L72 229V227H70V225H68L65 222V219H63L64 217H62V215L64 216V214L61 212V210L65 211V208H63V207H61V208L58 207L61 210L59 209L60 210L59 211V210H57L58 209L57 208L55 210V213L53 212V216H51L52 215L51 213L50 214L46 213L48 218L50 217L49 218L50 220L47 219L46 216H45L46 219H43V217H41L43 219V222L45 221L48 225H49L50 221L52 222V223H50L49 228L46 227L47 225L45 224V222L43 224V226L45 225L44 228H43V226L41 227L42 224L38 226V224H40L42 220L40 219L41 221L39 223H37V221H35L34 218L39 219L40 216L43 214L40 213L41 215L38 214V216H37V214L35 212L31 211V209L28 206L29 204L27 205L28 201L27 202ZM22 202L23 203L26 202V203L23 204ZM139 204L143 205V209H141L140 211H139L138 207H141V206ZM23 207L27 210H30V212L28 211V216L26 215L27 210L25 212ZM68 210H70V209H68ZM137 210H138V214L135 213V211H137ZM163 211L166 214H168L169 216L178 220L184 226L185 230H187L189 233H191L197 239V241H199L200 243H203L206 247H208V249L213 254L219 255L230 244H232L235 239H237L238 237L245 234L246 231H248L250 228L254 227L256 223H259V221H261V218L264 216V167L253 178H251L250 180L246 181L243 184H240V186H238V188L233 192V194L230 195L224 202H222L219 205V207H217L213 212L204 216L202 219L198 220L196 223H194L192 225L185 224L183 222V220L179 217V214L177 213V210L175 208L168 206ZM29 213H31L32 215H30ZM59 213H60V215H57ZM4 214H3L4 216H7L6 213H4ZM22 214L23 215L25 214V215L22 217ZM34 214L36 215L35 217H33ZM54 214H55V216H54ZM1 216H0V218H1ZM31 216L33 217L32 220H31ZM28 217H30V219ZM27 218H28V220H27ZM152 219H153V221H155L156 224L158 223L162 226L161 230H164V231L168 230L169 234L167 235V237H168L169 241H171L168 243L169 245H170V243H173V242L179 243V240H181L179 233H177L175 231H169V228L166 225H163L164 223H161V221L158 219V215L152 216ZM2 220H4V219L2 218L0 221H2ZM29 220H31V221H29ZM102 221H103V223H102ZM23 228H26V229H23ZM27 228H29V229H27ZM7 229H6V231H7ZM24 230H26V231H24ZM19 231H20V233H19ZM59 231H60V233H59ZM97 231H99V230H97ZM59 234H61L62 237ZM45 235H46V237H45ZM140 235H141V237H140ZM53 237H55V239L58 237L57 241L55 239H54V241H52ZM10 238L8 237L7 239H10ZM60 238H63L65 240L64 245H61ZM13 239H15V238H13ZM10 240H9V242H10ZM146 240L150 241V242H148V244L151 246V248H154V251H153V249H151V251L141 249V248H144V245H140L139 249H138L137 242L139 241L138 242V244H139L141 242H145ZM21 241H19V242H21ZM27 241H29V242H27ZM55 241L57 244L61 245V247H59V245H58V247L60 249L54 245L55 243L53 244V242H55ZM30 242L32 244H29ZM166 242H168V240ZM70 243H73V247L70 246V245H72ZM14 244H12V245H14ZM36 244H38L39 246H37ZM68 244H70L69 245L70 248L67 247ZM63 246L65 247L64 249H63ZM6 247H5V249H6ZM56 248L59 249L60 251H56ZM148 248H150V247H148ZM246 251L248 252L249 250L247 249ZM40 252H42V253H40ZM57 252H58V254H57ZM243 252H245V251H243ZM59 253H61V254H59ZM86 253H88L89 255L88 254L86 255ZM164 253H167V254H164ZM30 254H32V255H30ZM108 254H109L108 256L107 255L103 256V259L108 260L109 264H111V263L116 264V261H115V258L113 257V255L111 256L110 253H108ZM145 255H148V257H145ZM27 256L30 257V259ZM32 256H34V257L32 258ZM140 257H141V259H140ZM143 258H145V259L148 258V259H146V261H145V259H143ZM142 259L144 261H142ZM17 261H18V263H17ZM262 261H263V259L260 258V255L256 254L250 264H263ZM104 263H106V261ZM219 264H227V262L225 261V263H224L222 261V263H219Z\"/></svg>", "mask_w": 264, "mask_h": 264}, {"label": "built area", "instance_id": "built-area-1", "mask_svg": "<svg viewBox=\"0 0 264 264\" xmlns=\"http://www.w3.org/2000/svg\"><path fill=\"white\" fill-rule=\"evenodd\" d=\"M225 1L226 0L213 1L219 4V9L217 10V12L223 7ZM174 11L175 14H173V12H170L171 22H173L172 26L165 33H163L162 37L157 39L156 46L160 47L161 49H163V47H165V49L175 48L176 52L181 54L182 57H187L189 55L191 56L197 51H200L202 33L199 28L201 26V23L192 19L191 16H189L190 19H188L187 26H180L181 22L183 21L184 13H180L176 10ZM224 12L225 11H221V14H223ZM215 16H217V13L214 14L213 18ZM209 24L213 29L216 25V21H210ZM175 27L178 28L175 29ZM148 42H151V40L149 38H145V43ZM169 53L171 55L173 54L171 52ZM184 117L185 116L181 110H176L174 114H172L171 120L173 122H176V124L180 126L181 122L184 120ZM38 120L44 123L42 118L38 117ZM151 128L155 129V136L159 137L160 139H162V137L169 136L168 127L158 126L157 123H151L145 128V131Z\"/></svg>", "mask_w": 264, "mask_h": 264}, {"label": "water", "instance_id": "water-1", "mask_svg": "<svg viewBox=\"0 0 264 264\" xmlns=\"http://www.w3.org/2000/svg\"><path fill=\"white\" fill-rule=\"evenodd\" d=\"M177 89L167 94L173 93ZM248 101L254 107V109L260 114V116L264 119V86L259 88V90H257L249 98ZM237 111L246 121L248 126L251 129H253L264 141V125L261 123L260 118L251 110L249 104L243 103L239 105L237 107ZM206 136L209 139V141L212 143V145L215 147L217 152L221 155H223L226 151L234 148L239 142L242 141L240 135H238L236 131L230 126V124L225 120H221L220 122H217L214 128H211L206 132Z\"/></svg>", "mask_w": 264, "mask_h": 264}]
</instances>
